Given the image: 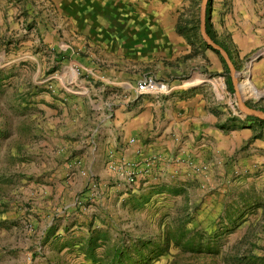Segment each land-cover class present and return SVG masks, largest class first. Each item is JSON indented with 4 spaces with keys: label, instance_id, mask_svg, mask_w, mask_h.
<instances>
[{
    "label": "rangeland",
    "instance_id": "rangeland-1",
    "mask_svg": "<svg viewBox=\"0 0 264 264\" xmlns=\"http://www.w3.org/2000/svg\"><path fill=\"white\" fill-rule=\"evenodd\" d=\"M202 2L0 0V264H264V121L240 111L225 58L201 35ZM262 19L264 0L206 6L207 32L240 73L245 104L264 112V80L254 78L264 61ZM128 23H150L157 46L121 48L109 29ZM177 40L188 47L174 48ZM117 67L130 78L118 80ZM150 72L178 89L218 80L220 101L231 105L221 134L251 136L140 194L148 163L116 162L117 146L105 149L100 139L145 99L135 88ZM99 148L108 152L116 203L102 202L96 177L82 190L66 188L62 170L82 172L83 156ZM134 165L137 185L126 192L113 171Z\"/></svg>",
    "mask_w": 264,
    "mask_h": 264
},
{
    "label": "crops",
    "instance_id": "crops-1",
    "mask_svg": "<svg viewBox=\"0 0 264 264\" xmlns=\"http://www.w3.org/2000/svg\"><path fill=\"white\" fill-rule=\"evenodd\" d=\"M126 1L133 2L134 0H123V2ZM127 12V7L120 10L122 16H125L124 14ZM258 29V34L264 38V19L259 23ZM109 30L110 33L118 34L117 36L121 39L119 45L121 48L150 49L157 46L154 27L150 23L122 24L119 28L116 26ZM253 32L254 29L251 27L250 33L255 36ZM170 44L174 48L180 44L188 47L186 42L181 40L172 41ZM133 53L134 58L136 53L134 51ZM179 55L180 51L175 53L174 58ZM137 56L136 54L135 60L132 59L131 62L133 75L134 68L139 64L136 59ZM255 67L259 75L254 76V78L260 80V83L264 80V61ZM169 70L167 67V72ZM124 73L123 67H117L115 74L118 80L130 78L128 73L126 76ZM149 74L155 79L166 80L165 76H160L158 73L150 72ZM164 82L169 84V82ZM215 83L193 86L187 89H178L174 86L171 97H145L142 102L139 101L127 106L124 112H120L113 124L115 129L110 131L111 137L109 133V137L100 139L101 142L103 141V146H106L105 149H109L113 145L117 146L116 162L142 163L146 161L148 163L146 164L149 168L148 178L143 179L147 182L140 185L142 186L138 191L140 194L145 191L146 187L154 189L153 186L157 187L164 183L172 184L173 180L183 179L189 169L195 168L199 161L204 160L205 153L218 152L222 146L230 141L235 144L234 139L251 136L250 130L232 132L228 135L221 134L219 125L221 122H229L231 105L229 101L226 103L220 101L216 92V86L220 87V83L218 80ZM194 85L196 84L194 83ZM105 149H94L90 159L83 156L81 160L84 165L82 172L75 169L66 171L61 169L62 172L64 171V176L65 172L66 176H69V179L66 180L67 190L70 189L73 192L82 190L90 177H96L105 185L102 191V202L106 204L109 202L116 203L120 199L119 191L112 187V174L107 166L108 152L106 153ZM78 158L72 159V165ZM57 172L60 175V171L55 168L54 175ZM53 193L54 186L49 184L43 198L49 201L48 198Z\"/></svg>",
    "mask_w": 264,
    "mask_h": 264
},
{
    "label": "built area",
    "instance_id": "built-area-1",
    "mask_svg": "<svg viewBox=\"0 0 264 264\" xmlns=\"http://www.w3.org/2000/svg\"><path fill=\"white\" fill-rule=\"evenodd\" d=\"M136 94L138 97H164L172 93V87L165 83L147 77L136 85ZM115 180L124 188L126 192H133L137 185L138 175L137 166H126L114 168ZM96 185H93V188Z\"/></svg>",
    "mask_w": 264,
    "mask_h": 264
},
{
    "label": "water",
    "instance_id": "water-1",
    "mask_svg": "<svg viewBox=\"0 0 264 264\" xmlns=\"http://www.w3.org/2000/svg\"><path fill=\"white\" fill-rule=\"evenodd\" d=\"M210 1L211 0H203V2H202L201 26H200L201 35H202L204 41L206 42L207 46L218 51L225 58L227 65L229 67L231 77H232V82H233V86H234V89L236 92V96H237V100H238V107H239L240 111L243 112L244 114L248 115V116L255 117L261 121H264V112L263 111L250 108L245 104V102L242 98V92H241L240 73L234 68L233 63H232L231 59L227 56L225 50L223 48H221L219 45H217L211 39V37L209 36V34L207 32L206 6H207V3Z\"/></svg>",
    "mask_w": 264,
    "mask_h": 264
},
{
    "label": "bare ground",
    "instance_id": "bare-ground-1",
    "mask_svg": "<svg viewBox=\"0 0 264 264\" xmlns=\"http://www.w3.org/2000/svg\"><path fill=\"white\" fill-rule=\"evenodd\" d=\"M240 78H241V75H240Z\"/></svg>",
    "mask_w": 264,
    "mask_h": 264
}]
</instances>
